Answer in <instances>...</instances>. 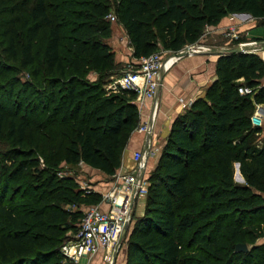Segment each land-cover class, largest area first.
<instances>
[{
  "label": "trees",
  "instance_id": "trees-1",
  "mask_svg": "<svg viewBox=\"0 0 264 264\" xmlns=\"http://www.w3.org/2000/svg\"><path fill=\"white\" fill-rule=\"evenodd\" d=\"M29 2L18 52L12 39L3 50L30 68L41 99L30 117L19 110L0 112L13 140L0 154L10 162L0 190V264H69L59 250L64 234L77 230L80 204L97 203L101 196L84 194L72 176L56 171L62 162L84 163L112 175L139 124L134 91L105 90L86 78L88 71L113 63L108 12H115L138 58L194 44L206 26L232 13L247 12L264 24V0H64L61 20L50 15L46 0H19L15 6ZM42 28L47 35L37 69L33 41ZM240 79L250 93L238 91ZM256 103L264 106L261 56L218 55L204 93L172 121L149 173L143 211L132 217L124 264H264V243L253 244L264 234V118L261 126L250 121ZM234 163L241 181L234 179ZM27 167L37 171L39 184L25 179ZM8 182L21 192L4 201ZM67 203L78 207L66 209ZM239 242L248 249L236 250Z\"/></svg>",
  "mask_w": 264,
  "mask_h": 264
},
{
  "label": "rangeland",
  "instance_id": "rangeland-1",
  "mask_svg": "<svg viewBox=\"0 0 264 264\" xmlns=\"http://www.w3.org/2000/svg\"><path fill=\"white\" fill-rule=\"evenodd\" d=\"M19 0H0V112L3 114L8 115L10 112L9 110L20 111L19 116L27 115L30 117L29 113L32 111V106L40 101L41 98H38L37 88L34 84L35 79H31L30 75L28 74L29 67H20L18 64L17 59L7 58L6 52L3 50V47L7 44L9 39H12L16 53L18 52L19 45L23 40V31H22V21L27 18L28 8L30 3H27L23 8H18L15 6V3ZM48 11L50 15L55 20L64 19L63 13V6L64 0H46ZM238 19V20H237ZM236 20L240 24H233L236 30V36H231L230 34L224 33L225 30L228 29L229 25L226 26L221 34L217 37L215 41H213V45H220V46H233L239 43L247 42V41H256L264 39V24H261L262 21L260 19L252 18L248 15H240ZM248 19H254V23L256 24L254 27L248 29L247 34L246 31L240 30L239 25L241 23L247 21ZM115 23V22H114ZM112 26V23L110 24ZM119 30L113 31L111 28L110 36L106 38L108 42L109 48L112 51L113 55V63L110 67L104 68V70L96 71L90 70L86 74V78L90 81H100L102 87L105 90L111 89L115 79L124 73L126 70H131L135 68L136 60L132 57L129 53L130 44L129 39L126 33L121 29V26L118 22ZM69 27L66 26L65 29ZM208 31L204 33L201 39L194 43V44H211V39L207 40L206 35ZM47 35V28H42L37 37L33 41V50L35 52V66L37 69H41V53L44 46V42ZM254 37V38H252ZM261 37V38H260ZM260 38V39H258ZM204 41L201 43L200 41ZM206 40V41H205ZM67 48V43L65 38L61 40L60 46V53L63 55L64 49ZM171 53V51H163L161 55L167 56ZM257 55L260 56L261 51H254ZM173 60V56L169 55L166 57L163 62V70L168 68ZM30 69V68H29ZM38 77L42 76L41 70L38 72ZM242 83L244 81L240 79ZM245 84V83H244ZM20 107V108H19ZM36 110V108H34ZM35 113V112H34ZM33 116L34 114L31 113ZM153 116V115H152ZM34 123H37L35 121ZM138 126V125H137ZM137 128V127H136ZM134 130H137V129ZM6 123L0 124V154L2 152L8 151L9 147L13 145V140L6 137ZM27 142V138H25V144ZM1 156V155H0ZM5 165L10 166V162H5L0 157V190L3 184V181L7 179V170L5 171ZM149 168V163L148 167ZM153 168L147 170L145 174V181L146 186L149 185V173ZM28 172V176L25 179H29L30 182L39 184L42 179L37 178L36 175L37 171L33 169V167L26 168ZM237 170V163H234V179L236 181H241V174H236ZM240 173V172H239ZM57 176H72V178L76 181L77 187L75 189L83 192L84 194L88 192H95V188L102 185L104 189L109 187L111 184L112 176H108L99 168L92 167L88 164L78 163L75 165H70L67 163L62 162L59 166V169L56 171ZM43 178V177H42ZM9 183V190L8 195L6 196L4 201L9 199V196H13L17 198L20 195L21 191L20 186L15 182H8ZM108 185V186H107ZM102 189V190H104ZM101 196V195H100ZM101 200V197L99 201ZM146 200V192L144 194H139L134 202L133 207V218L140 214L141 210L143 209V203L145 204ZM98 201V202H99ZM97 202V203H98ZM90 202H82L79 208L83 211L86 207L97 204ZM62 206L66 209H76L78 206L67 203L62 204ZM133 223V222H132ZM74 232L71 230H67L65 232V237L63 238V242H67L69 239L73 238ZM264 243V234H259L254 237L253 244L260 245ZM249 247V244L247 245ZM61 253V252H60ZM62 254V253H61ZM125 255L121 254L120 259Z\"/></svg>",
  "mask_w": 264,
  "mask_h": 264
},
{
  "label": "built area",
  "instance_id": "built-area-1",
  "mask_svg": "<svg viewBox=\"0 0 264 264\" xmlns=\"http://www.w3.org/2000/svg\"><path fill=\"white\" fill-rule=\"evenodd\" d=\"M106 19L111 23L118 22L113 10L108 12ZM206 31L205 27L203 35ZM224 33L236 36L234 25H229ZM163 51L159 48L147 56L135 58V68L119 75L111 88L116 90L121 87L134 91V101L139 113L141 104L146 98L151 99L155 106L154 96L159 85V71L163 60L171 55L163 57L161 55ZM238 91L245 94L250 93L252 89L246 84H240ZM152 113L150 119L153 120ZM263 118L264 106L256 103L250 117L251 124L261 126ZM136 129L145 134L148 132L151 134L152 131L148 121L139 123ZM155 151L157 148H153L149 140L144 147L134 150L132 152L133 167L117 168L111 175V187L101 193V200L82 211L77 230L72 235L73 238L61 243L59 248L69 264H88V260L83 262L82 258L89 259L101 248L107 250L105 264H111L120 234L126 226L127 231L132 222L134 202L139 194H144L147 190L145 169L150 153Z\"/></svg>",
  "mask_w": 264,
  "mask_h": 264
},
{
  "label": "crops",
  "instance_id": "crops-1",
  "mask_svg": "<svg viewBox=\"0 0 264 264\" xmlns=\"http://www.w3.org/2000/svg\"><path fill=\"white\" fill-rule=\"evenodd\" d=\"M240 15L244 14L232 13L224 16L218 24L206 26L208 31L206 39H211L212 43L195 44L194 46H192V49L201 51L191 53L177 59L173 56V60L170 66L164 70L162 78L159 82L155 106L153 107L152 131L149 137V141L152 147L157 148V151L150 153L147 160L145 174L147 173V170L155 166L161 147L165 142L167 133L175 116L184 111V109L193 101V99H195L199 95H202L206 86L215 77V64L218 58V54L213 50L217 49L218 47L228 46L213 45V41L217 39V37L221 34L222 30L226 26L232 25L234 23L236 25L240 24L237 21V18ZM119 24L121 26V29L126 33L122 24L120 22ZM255 25L256 24L254 23V19H248L247 21L241 23V25L239 26L240 28H242L240 30L246 31L247 34L248 29L254 27ZM111 28L113 31H118L120 29L118 26V22L112 23ZM200 42L204 43V41L202 40ZM243 43L247 45L248 48H251L252 51H261L260 56L264 60L263 42L253 44V42L247 41ZM129 49V53L131 54L132 47L130 46ZM152 106L153 102L151 99L146 98L143 100L141 104V111L139 113V123L150 121ZM146 141L147 140L145 133L138 130H133L128 136L123 147L121 163L118 168H132L134 165V162L132 160V152L144 147ZM148 163L149 168H147ZM111 184L109 185V187H106V189H104L102 185H99V187L95 188L94 190L101 195V193L107 191L111 187ZM99 204L101 206H104L101 203ZM142 211L143 209L141 210L140 214L142 213ZM131 227L132 225L130 224L128 230L126 231V235L131 230ZM125 239L126 237L124 238L118 249L115 264H124L125 257L123 256L120 259V256L122 252L126 256L127 244ZM106 253L107 250L105 248H101L89 259L82 258V261L87 262L88 260V264H105Z\"/></svg>",
  "mask_w": 264,
  "mask_h": 264
},
{
  "label": "water",
  "instance_id": "water-1",
  "mask_svg": "<svg viewBox=\"0 0 264 264\" xmlns=\"http://www.w3.org/2000/svg\"><path fill=\"white\" fill-rule=\"evenodd\" d=\"M238 14L250 15L247 12H240ZM251 42H253V44L254 43L258 44L259 42H263L264 43V40H256V41H251ZM194 45L195 44L185 45L180 50L175 51V52H171L170 54L172 56L176 57V59H177V58H180L182 56L201 51V50L192 49V46H194ZM213 51H215L218 55L225 54V53L254 52V51H252L251 48H248L243 43H239V44H236V45H233V46H228V47H218L217 49H214ZM163 72H164L163 66H161L160 71H159V82H160V80L162 78ZM158 87H159V85H158ZM157 94H158V88H157V90L155 92V96H154V101L155 102H156V99H157ZM153 107H154V105L152 106V112H153ZM152 121H153L152 119H150V121H149V125H150L151 128H152ZM149 137H150V133L148 132V133H146V140L147 141L149 140ZM237 170L239 172L238 163H237ZM126 229H127V226L123 229V231L120 234L117 246H116L115 251H114L113 256H112L111 264H115L118 248L120 247L122 241L126 237L125 236L126 235ZM247 249H248V247H247L246 243L239 242V243L236 244V250H247Z\"/></svg>",
  "mask_w": 264,
  "mask_h": 264
},
{
  "label": "bare ground",
  "instance_id": "bare-ground-1",
  "mask_svg": "<svg viewBox=\"0 0 264 264\" xmlns=\"http://www.w3.org/2000/svg\"><path fill=\"white\" fill-rule=\"evenodd\" d=\"M243 44H244V43H243ZM244 45H245V44H244ZM246 46H247V45H246ZM236 174H237V175H240V173H239L238 171H236Z\"/></svg>",
  "mask_w": 264,
  "mask_h": 264
}]
</instances>
